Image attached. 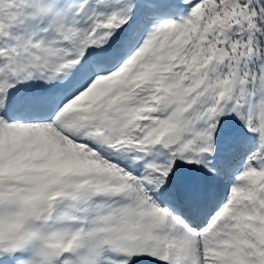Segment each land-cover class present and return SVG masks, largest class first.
Masks as SVG:
<instances>
[{"label":"snow or ice","instance_id":"obj_1","mask_svg":"<svg viewBox=\"0 0 264 264\" xmlns=\"http://www.w3.org/2000/svg\"><path fill=\"white\" fill-rule=\"evenodd\" d=\"M0 264H264V0H0Z\"/></svg>","mask_w":264,"mask_h":264}]
</instances>
